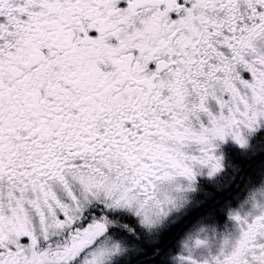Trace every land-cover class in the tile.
<instances>
[{"label": "snow or ice", "instance_id": "obj_1", "mask_svg": "<svg viewBox=\"0 0 264 264\" xmlns=\"http://www.w3.org/2000/svg\"><path fill=\"white\" fill-rule=\"evenodd\" d=\"M229 139L264 153V0H0V264H116ZM242 192L168 264H264V171Z\"/></svg>", "mask_w": 264, "mask_h": 264}, {"label": "flooded vegetation", "instance_id": "obj_2", "mask_svg": "<svg viewBox=\"0 0 264 264\" xmlns=\"http://www.w3.org/2000/svg\"><path fill=\"white\" fill-rule=\"evenodd\" d=\"M235 148L241 149L230 139L219 145L217 153L222 157L223 170L213 178H208L206 175L197 176L194 189L185 193V197L188 201H197V203L199 201V203L193 210L188 209L182 212L175 223L167 222V225L154 231L146 232L144 229L140 228L135 221H131V226L136 229L135 234L121 233L122 243L126 247V251L122 257L118 258L116 264H154V258H157V264H168L166 255L170 251L175 250L177 242L190 227L192 220L198 218L204 219L206 215H209L214 220L220 217L213 213L212 207L221 206L224 199L230 200L236 197L244 185H250L248 183L249 180L246 178L247 174L245 172H239V168L237 167L236 171H232L231 173L230 183L226 184L225 188L222 187L223 173L226 172L228 166L231 168L233 165V162L227 161L229 159L227 154L234 152ZM225 155L227 156L226 160H224ZM228 175L227 173L226 176ZM209 184L213 187L208 186ZM197 190L202 194H193V192ZM190 192H192V194H190ZM199 198H201V201L198 200ZM229 203L227 206L230 205ZM214 220L213 222L216 223ZM134 247L137 248L139 252L131 256L127 250Z\"/></svg>", "mask_w": 264, "mask_h": 264}, {"label": "rangeland", "instance_id": "obj_3", "mask_svg": "<svg viewBox=\"0 0 264 264\" xmlns=\"http://www.w3.org/2000/svg\"><path fill=\"white\" fill-rule=\"evenodd\" d=\"M241 148V147H240ZM234 151H239V152H242L243 154H254V150L250 147V148H248V149H243V148H241V149H237V148H235L234 149ZM232 153H235V152H232ZM232 153H229V154H227V156H228V160L227 161H229V162H233L232 161V158H231V154ZM227 156L225 155V158H224V160H226V158H227ZM233 165H232V167L230 168L229 166H228V169L226 170V172L225 173H223V183H222V187L223 188H225L226 187V184H229L230 183V181H231V176H232V171H236V168H237V166L234 164V162L232 163ZM235 166V167H234ZM235 169H234V168ZM227 173L229 174L228 176H226L227 175ZM259 177H260V174L258 175V177L257 178H254V179H251L248 183L249 184H254V183H256V182H258V180H259ZM208 186H210V184L208 185ZM245 186L246 185H244L243 187H242V189H244L245 188ZM210 187H213V186H210ZM242 189H241V191H239V193H238V195L236 196V197H234V198H232V199H230V205L229 206H232V208H235V207H237V205H238V197L240 198V199H242L243 198V195H244V193L242 192ZM190 194H192V192H190ZM193 194H198V190L197 191H195V192H193ZM189 195V194H188ZM198 203H197V201H188V199H186V202H185V205H184V207L182 208V210H181V212L178 214L179 215V217H180V215H181V213L182 212H184V211H186V210H188V209H190V210H193V208L197 205ZM228 204H226V206H225V208L226 207H228L227 206ZM191 206V207H190ZM224 208V209H225ZM176 215V214H175ZM205 216V215H204ZM220 218L221 219H213V218H211L209 215H206V217H204V219H194V220H192L191 221V223H190V226H192L193 224H195L197 221H201V224H200V226L201 227H203L204 229H205V231L203 232V233H201L200 235L202 236V237H204L205 239H207L210 235H211V228L212 227H215V230H216V232H218V233H220V232H224L225 231V229L228 227V221H227V217H226V213H225V211H223V212H221L220 213ZM213 220L214 221H216V223H214L213 222ZM168 223L166 222L164 225H167ZM130 254H131V256L132 255H135V253L136 252H139V250L137 249V248H132V249H130V250H127Z\"/></svg>", "mask_w": 264, "mask_h": 264}, {"label": "trees", "instance_id": "obj_4", "mask_svg": "<svg viewBox=\"0 0 264 264\" xmlns=\"http://www.w3.org/2000/svg\"><path fill=\"white\" fill-rule=\"evenodd\" d=\"M235 153L231 154L232 161L235 165L239 168V172H245L246 178L250 181L251 179L257 178L258 175L264 171V153L259 155L254 154H243L239 151H234ZM200 194V192H198ZM202 194V193H201ZM200 194V195H201ZM198 200L201 201V198ZM230 200L224 199L219 207H212L213 213L219 216L223 209L225 208L226 204L229 203ZM199 203V201H198ZM216 219H221L220 217ZM160 237V236H159ZM163 259V258H162ZM154 264H157V258H154ZM151 262V261H150Z\"/></svg>", "mask_w": 264, "mask_h": 264}, {"label": "bare ground", "instance_id": "obj_5", "mask_svg": "<svg viewBox=\"0 0 264 264\" xmlns=\"http://www.w3.org/2000/svg\"><path fill=\"white\" fill-rule=\"evenodd\" d=\"M248 179V178H247ZM219 198V197H218ZM213 204V203H212ZM206 217V216H205ZM215 217V216H214Z\"/></svg>", "mask_w": 264, "mask_h": 264}]
</instances>
